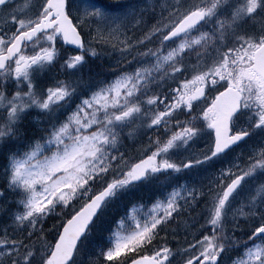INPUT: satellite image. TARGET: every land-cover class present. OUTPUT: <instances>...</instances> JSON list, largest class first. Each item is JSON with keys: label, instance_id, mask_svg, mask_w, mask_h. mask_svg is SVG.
<instances>
[{"label": "snow or ice", "instance_id": "6c2138e0", "mask_svg": "<svg viewBox=\"0 0 264 264\" xmlns=\"http://www.w3.org/2000/svg\"><path fill=\"white\" fill-rule=\"evenodd\" d=\"M0 215V264H264V0H0Z\"/></svg>", "mask_w": 264, "mask_h": 264}, {"label": "rangeland", "instance_id": "374dc122", "mask_svg": "<svg viewBox=\"0 0 264 264\" xmlns=\"http://www.w3.org/2000/svg\"><path fill=\"white\" fill-rule=\"evenodd\" d=\"M27 122H32V117H29ZM8 199L13 200V203L10 205V208H15L14 198L10 195L8 197ZM4 223H6V217L3 216V215H0V227H2ZM49 223H51V222H49ZM92 239L96 243L97 247L89 246L87 249H85L84 250V255L81 257L82 259L88 260L89 257L94 259V253L96 251H98V245L100 243H102V239H101V237L99 235H94ZM169 239H171V237H169Z\"/></svg>", "mask_w": 264, "mask_h": 264}]
</instances>
